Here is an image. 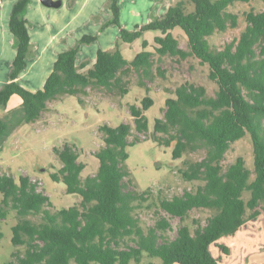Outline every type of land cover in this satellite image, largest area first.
Here are the masks:
<instances>
[{"label":"trees","instance_id":"1","mask_svg":"<svg viewBox=\"0 0 264 264\" xmlns=\"http://www.w3.org/2000/svg\"><path fill=\"white\" fill-rule=\"evenodd\" d=\"M248 1L177 0L162 15L127 29L119 24L118 0H107L111 18L105 24L119 26L114 47L97 49L93 64L83 70L86 62H77L80 45L96 36H81L57 53L43 86L36 90L18 80L33 56L30 23L25 17L31 0L15 1L8 21L15 54L8 79L0 86V107L6 108L13 95L20 97L21 105L0 117V151L6 138L20 125L37 120L51 100L75 95L83 102L81 94L91 85L117 87L127 93L123 75L135 70L147 76L153 53L179 60L197 58L208 66V77L217 89L210 95L203 85L185 81L165 99L163 116L155 118L151 139L167 146L176 141L174 159L189 151L205 150L201 159H186L178 168L184 180L200 182L180 195L168 198L161 191L154 195L151 190H136L125 163L127 147L137 141L136 136L129 140L132 128L147 130L144 111L153 104L149 96L140 105H130L134 127L128 122L99 127L103 143L94 152L99 165L93 174L82 176L85 164L78 159L74 144L54 147L60 166L50 171V177L63 182L66 193L78 195V202L52 210V201L38 189V180L24 174L17 179L9 173L0 174V219L8 209L15 211L11 242L24 247L23 251L13 250L12 259L5 264H142L144 256L159 257L160 264H220V255L215 256L211 247L229 254L230 248L219 240L256 220L264 209V11L243 13L245 26L238 38L221 48L209 41L213 34L237 26L238 15L229 11V6ZM174 27L185 33L188 49L179 45L171 32ZM148 30L161 32L153 39L154 52L145 50L148 42L143 40V50L126 59L120 43H130ZM246 134L252 142L253 169L247 167L243 156L224 168L222 161L231 143ZM244 191H249L246 200ZM149 198L147 207L155 208L157 218L144 227L135 209ZM199 207L215 212L205 223L193 219L191 229L184 220L191 209ZM160 210L181 221L174 238L166 235L170 224ZM29 215H38L40 220Z\"/></svg>","mask_w":264,"mask_h":264},{"label":"rangeland","instance_id":"2","mask_svg":"<svg viewBox=\"0 0 264 264\" xmlns=\"http://www.w3.org/2000/svg\"><path fill=\"white\" fill-rule=\"evenodd\" d=\"M15 1L12 0L14 3ZM149 1L119 0L120 26L133 29L137 24H144L162 15L177 0H156L154 5H150ZM72 2L73 0L70 1V3ZM65 5L68 6V4ZM79 8L78 4H75L70 9L76 14L71 28H76V33H79L80 37L83 35L96 36V42L100 43L106 35L105 30L108 29L100 26L99 30L104 32L99 36L96 33L95 19L85 22L89 13L95 9L94 3L88 1L83 8ZM228 10L238 15V24L236 27H229L225 31L217 32L209 37L210 43L218 48L232 39L238 38L245 26L243 13L249 10L264 11V1L235 2L229 6ZM97 12L102 16L108 12L111 17L108 6L105 10L98 7ZM31 14L32 12H29L28 15L25 13V17L28 19ZM6 19L0 20V81L6 78L8 65L11 67L12 57L15 54L14 41L11 42L8 37L10 30ZM115 26L119 28L118 25ZM171 32L178 39L179 45L183 49H188L187 37L182 29L174 27ZM158 35H161L159 30H148L142 37L130 43L121 42L120 49L123 56L128 60L134 58L138 52L143 50V40L148 42L145 50L154 52L153 39ZM208 72V66L193 56L179 60L169 55L159 57L153 53L151 70L147 76L135 70L123 75L122 79L128 88L127 93H122L117 87L107 88L91 85L86 88L85 94H81L83 102H80L75 95H63L51 100L48 103V108L37 120L20 125L6 138L3 149L0 151V174L9 173L15 179L24 174L38 180V189L44 190L49 196L52 201V210L78 202L80 199L78 195L66 193L65 184L61 181L56 182L50 177V171L57 170L60 166L53 152L54 147L59 148L65 142L74 144L79 152L78 159L85 164L82 176L93 174L99 165V160L94 156V152L103 143L99 127L103 124L116 126L121 122L131 123L134 127L130 115V105H140L141 100L145 96H149L153 99V104L144 111L147 130L137 132L132 128L129 140L136 136L137 141L127 147L128 157L125 163L133 185L138 191L151 190L154 195L161 191L160 194L168 198L180 195L186 189H193L200 182L184 180L178 172V168L183 166V161L186 159H201L205 150L200 148L196 151H189L180 158L174 159L172 148L176 141H172L168 146L159 144L151 139V133L155 118L163 116L166 107L165 99L173 96V90L177 85L190 81L203 85L208 94H215L217 85L209 79ZM29 78L30 76L26 77V79ZM20 105V97L13 95L6 108L0 107V117L5 115L8 110ZM237 156H243L247 167L253 169L252 142L248 134L231 143L222 161L224 168ZM248 197L249 191H244L243 198L246 200ZM150 201V198L147 201H142L140 206L135 209L140 224L144 227L153 225L157 218L154 212L155 208L147 207ZM214 212L215 210L211 208H193L189 211L184 223L193 229V219H200L202 223H205L206 218ZM160 215L170 224L166 235L169 238H174L181 221L178 217L163 210H160ZM29 217L35 221L40 220L38 215H29ZM15 222L16 213L11 209H8L5 218L0 219V232L2 233L0 264H5L12 259L11 252L13 250L23 251L24 249L23 246H14L11 242V226ZM219 243L230 248L229 254L226 255L221 254L216 246L211 247L215 256L219 257L220 255V264H264V209H261L256 220L246 222L234 235L222 237ZM149 261L153 264L161 263L159 257L144 256L142 264Z\"/></svg>","mask_w":264,"mask_h":264},{"label":"crops","instance_id":"3","mask_svg":"<svg viewBox=\"0 0 264 264\" xmlns=\"http://www.w3.org/2000/svg\"><path fill=\"white\" fill-rule=\"evenodd\" d=\"M70 1L71 0H61V5L59 7H48L42 4L40 0H31L27 7L26 14L28 15L29 12H32V14L28 16V20L30 23L29 33L33 56L28 59V65L20 74L18 80L28 89L36 90L41 88L52 69L57 53L71 47L80 38V34L76 33V28H71L72 22L76 17V14L70 10L73 5L78 4V7L83 8L88 1L94 3L95 9L89 13L85 22H90L94 18L97 30L96 33H98L99 36L104 32L99 30L100 26L101 28L108 29L105 30L106 35L100 43H97V40H95L80 45L77 62H86V66L83 70L93 64L97 49L110 50L118 40L119 28L113 24L103 25L111 18L110 14L108 12L104 16L97 14L98 7L104 10L107 8V0H73L72 3H70ZM13 3L12 0L0 1V20L2 19L3 21L7 18L6 20L8 22ZM149 3L150 5H154L156 0H150ZM65 4H68V6L66 7ZM8 32V37L12 42L13 35L10 31ZM10 68V65H8V72ZM8 72L6 78L0 81V86L7 81ZM27 76H30V78L26 79Z\"/></svg>","mask_w":264,"mask_h":264},{"label":"water","instance_id":"4","mask_svg":"<svg viewBox=\"0 0 264 264\" xmlns=\"http://www.w3.org/2000/svg\"><path fill=\"white\" fill-rule=\"evenodd\" d=\"M40 2L48 7H59L61 5V0H40Z\"/></svg>","mask_w":264,"mask_h":264}]
</instances>
